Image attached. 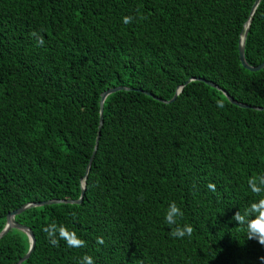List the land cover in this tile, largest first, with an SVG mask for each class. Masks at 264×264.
<instances>
[{"label":"trees","instance_id":"1","mask_svg":"<svg viewBox=\"0 0 264 264\" xmlns=\"http://www.w3.org/2000/svg\"><path fill=\"white\" fill-rule=\"evenodd\" d=\"M254 1L0 0V232L25 204L79 199L101 95L128 89L104 100L82 202L15 217L35 239L20 264H81L85 255L94 264H264V245L233 219L264 198L248 184L264 191V110L239 108L198 81L169 104L142 93L170 101L198 78L264 108V68L250 72L238 58ZM244 59L264 61V0ZM172 202L184 216L169 225ZM52 224L56 245L44 231ZM184 225L191 237L171 235ZM73 234L84 247L68 246ZM28 249L27 236L10 230L0 264Z\"/></svg>","mask_w":264,"mask_h":264},{"label":"water","instance_id":"2","mask_svg":"<svg viewBox=\"0 0 264 264\" xmlns=\"http://www.w3.org/2000/svg\"><path fill=\"white\" fill-rule=\"evenodd\" d=\"M260 1L261 0H255L254 1L253 5L251 7L250 13H249V17H248L247 21L245 22V24L243 26L242 36H241V38H240V40L238 42V58H239V62H240L241 66L244 69H246V70H248L250 72H258V71H260V70H262L264 68V61L262 63H260L259 65L255 66V67H251V66H249L246 63V61L244 59V42H245V37H246L247 31L249 29V26H250V23H251V20H252V16L254 14V11L257 8V6L259 5ZM192 81L202 82L205 85L210 86L211 88H214V89L222 92L223 95L226 97V99L231 104H233V105H235V106H237L239 108L252 109V110H255V111H263L264 110V108L249 107L247 105L238 103L235 100H233L231 97H229L225 92H223L220 88H218L212 82L206 81L204 79H198V78L189 79L183 86L178 87L177 90H176V92H175V94H174V96H173V98L170 101L161 100V99H159V98H157V97H155V96H153V95H151L150 93H147V92H142V91H140V92H142L146 96H149V97L155 99L158 102H161V103H164V104H169V103H172L176 99V97L178 96V94L181 92L182 88L185 85H187L190 82H192ZM118 91H128V89L127 88H122V87H117V88H114V89H110L108 91H105L101 95L100 111H99V122H98L97 134H96V138H95V144H94V148H93V151H92V155H91V157H90V159L88 161V164L86 166L84 176L81 179V193H80L79 199L76 200V201L50 200V201H46V202H42V203H28V204L23 205L19 209L15 210L13 212H10V213H8L6 215V224H5L4 229L0 232V239H2L10 230L15 229V230H18V231L23 232L27 236L28 241H29V249H28L27 253L16 264H20L23 261H25L26 259H28L29 256L31 255V253L33 252L34 246H35V239H34V236H33L32 232H31V230L29 228L23 226V225H20L19 223H17L15 221V217L17 215H20L21 213H23L24 211H26L28 209L36 208V207H42V206H45V205L80 204L82 202L83 195H84V191H85L84 181L87 178V175H88V172H89V169H90V166H91V162H92L93 157L95 156V153L97 151V145H98V141H99L100 130H101L102 123H103V119H102L103 103H104V100L107 98V96H109L110 94H113L115 92H118Z\"/></svg>","mask_w":264,"mask_h":264},{"label":"clouds","instance_id":"3","mask_svg":"<svg viewBox=\"0 0 264 264\" xmlns=\"http://www.w3.org/2000/svg\"><path fill=\"white\" fill-rule=\"evenodd\" d=\"M132 20L131 17H124L123 18V23L128 24ZM32 35H36V33H33ZM41 43L43 42L42 39L40 41ZM218 107H223L222 103H218ZM254 178L249 179L248 184L249 187L251 188V191L255 195H261L264 193L261 188L256 187L255 183L253 182ZM264 183V180L261 181ZM211 190H215V185L209 184L208 186ZM252 214H258L256 219L254 220H247L245 221V218ZM184 213L181 210L180 207L177 206L175 202H172L169 206V210L166 213L165 220L169 225H174L177 223L176 218L180 217L183 218ZM233 219L238 223V224H245L247 223L248 225V233H249V239H256L261 245H264V198H262L258 203H253L250 205V207L245 211V215H241L239 212L235 214ZM44 231L48 234V236L51 238V243L53 245L58 244V240L55 238L57 228L55 224L50 225L48 228H45ZM194 232V228L191 225H184L183 227H175L171 235L175 238H183L185 235L188 237H191ZM67 235L66 229L61 227L59 229V236L60 238H65ZM97 243L98 244H103L104 240L103 238H97ZM68 246L69 247H76V248H82L85 246V241L79 238H75L73 234V238L68 241ZM81 264H94V260L91 256L85 255L83 257V261Z\"/></svg>","mask_w":264,"mask_h":264}]
</instances>
